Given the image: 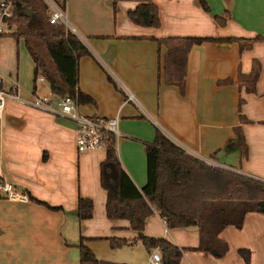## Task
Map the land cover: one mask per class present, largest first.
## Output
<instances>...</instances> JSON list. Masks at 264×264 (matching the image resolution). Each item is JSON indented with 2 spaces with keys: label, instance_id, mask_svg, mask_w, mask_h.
Wrapping results in <instances>:
<instances>
[{
  "label": "crops",
  "instance_id": "crops-1",
  "mask_svg": "<svg viewBox=\"0 0 264 264\" xmlns=\"http://www.w3.org/2000/svg\"><path fill=\"white\" fill-rule=\"evenodd\" d=\"M203 1L208 12L198 0H151L159 25L144 27L126 18V11L136 5L133 1L112 7V0H64L68 29L87 49L77 57L76 80L91 99L75 103L77 110L117 115L115 151L137 188L146 180L144 148L155 128L209 165L264 181V42L239 50L234 41L184 40L264 36V0ZM223 14L225 23L218 25L213 15ZM6 27V34L13 29ZM2 37L0 69L7 81H16L20 96H56L45 78L34 76L24 46L19 55L22 39ZM253 59L258 72L247 91L237 73L247 74ZM75 135L68 120L10 98L4 101L0 180L27 200L0 193V264H78L80 239L97 258L147 264L153 247L134 238L126 219L105 215V191L99 184L105 148L77 150ZM78 197L91 200L90 217L76 216ZM142 233L180 247L178 264H245L239 247L249 250L248 264H264V213L258 211L245 212L239 227L228 224L219 231L227 243L220 256L195 248L196 225L169 228L156 211L144 218ZM111 236L126 242L110 246Z\"/></svg>",
  "mask_w": 264,
  "mask_h": 264
},
{
  "label": "trees",
  "instance_id": "trees-1",
  "mask_svg": "<svg viewBox=\"0 0 264 264\" xmlns=\"http://www.w3.org/2000/svg\"><path fill=\"white\" fill-rule=\"evenodd\" d=\"M12 1L13 12L6 20V25L13 29L0 37L9 36L16 41L22 39L34 64V76L45 78L51 93L56 96L68 94L75 103L89 101L90 96L78 88L76 80V60L87 52L86 47L69 29L48 22L44 0ZM51 1L60 9L64 8V0ZM118 1L136 3L133 9L126 11V18L131 23L144 27L159 25L157 7L151 0H112V7ZM198 4L203 11H209L203 0H198ZM31 16L38 21L37 27L28 26ZM225 16L213 15V19L218 25H223ZM184 40L188 44L211 40L234 41L241 50L253 42H264V36L256 35L249 39L187 37ZM258 66V62L253 59L247 74L237 73L239 83L247 91L253 88ZM229 80L228 77L224 79ZM240 118L245 120L241 115ZM235 128L239 148L243 152V138L239 128ZM105 141V156L99 163V184L105 191V215L109 219H126L130 229L136 233L135 239L140 240L146 248H158L161 264H178L181 248L165 238L142 233L144 218L153 211L160 215L169 228L196 225L198 244L195 248L213 256H220L227 250L226 241L218 236L225 225L239 227L247 211L264 213L263 180L209 165L185 153L158 128H155L152 140L145 143L146 180L139 188L120 164L113 135L105 133ZM91 209L89 198H77L75 212L78 218L90 217ZM108 242L110 246H119L126 239L111 236ZM77 248L78 264H127L97 258L81 239ZM237 252L248 264L249 250L239 247Z\"/></svg>",
  "mask_w": 264,
  "mask_h": 264
},
{
  "label": "built area",
  "instance_id": "built-area-1",
  "mask_svg": "<svg viewBox=\"0 0 264 264\" xmlns=\"http://www.w3.org/2000/svg\"><path fill=\"white\" fill-rule=\"evenodd\" d=\"M12 0H0V25L6 24L13 12ZM47 5V20L50 24H59L68 29L65 14L62 9L56 6L51 0H45ZM72 30V29H71ZM70 30V31H71ZM0 27V36L4 34ZM7 76L0 69V111L6 99L26 103L32 107L48 111L62 119L68 120L73 124L75 130V146L77 150L89 148H105V133L115 137L117 130V115L100 116L86 115L77 110L76 104L68 94L60 96H49L32 93L27 99H23L18 91L16 81H7ZM40 77L36 76L38 80ZM130 98V95H128ZM0 193L6 198L26 201L27 196L19 192L7 181L0 180ZM161 256L155 246L150 249L147 256V264H161Z\"/></svg>",
  "mask_w": 264,
  "mask_h": 264
},
{
  "label": "rangeland",
  "instance_id": "rangeland-1",
  "mask_svg": "<svg viewBox=\"0 0 264 264\" xmlns=\"http://www.w3.org/2000/svg\"><path fill=\"white\" fill-rule=\"evenodd\" d=\"M37 25H38V21L33 17V16H31L30 17V20H29V22H28V26L29 27H37ZM0 27H2L3 28V30H4V32L6 33L7 32V27H6V25L5 24H2V25H0ZM65 28V27H64ZM2 38L3 37H0V43H1V40H2ZM18 48H19V55L21 54V51H22V48H24L23 47V45H22V43L19 41V43H18ZM204 162V161H203Z\"/></svg>",
  "mask_w": 264,
  "mask_h": 264
},
{
  "label": "water",
  "instance_id": "water-1",
  "mask_svg": "<svg viewBox=\"0 0 264 264\" xmlns=\"http://www.w3.org/2000/svg\"><path fill=\"white\" fill-rule=\"evenodd\" d=\"M26 14H29V12H28V11H26Z\"/></svg>",
  "mask_w": 264,
  "mask_h": 264
}]
</instances>
